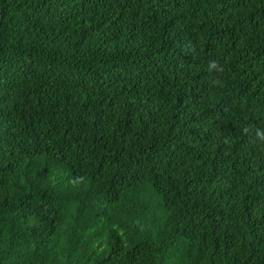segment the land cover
Masks as SVG:
<instances>
[{
	"label": "trees",
	"instance_id": "1",
	"mask_svg": "<svg viewBox=\"0 0 264 264\" xmlns=\"http://www.w3.org/2000/svg\"><path fill=\"white\" fill-rule=\"evenodd\" d=\"M262 130L264 0H0V264H264Z\"/></svg>",
	"mask_w": 264,
	"mask_h": 264
},
{
	"label": "clouds",
	"instance_id": "2",
	"mask_svg": "<svg viewBox=\"0 0 264 264\" xmlns=\"http://www.w3.org/2000/svg\"><path fill=\"white\" fill-rule=\"evenodd\" d=\"M208 70L209 72H212L213 70L222 72L223 66L220 65L218 60L212 59L208 61ZM245 131H247V129H245ZM256 137L260 142H262V144H264V130L257 131Z\"/></svg>",
	"mask_w": 264,
	"mask_h": 264
}]
</instances>
